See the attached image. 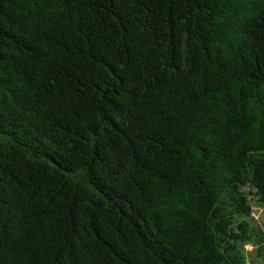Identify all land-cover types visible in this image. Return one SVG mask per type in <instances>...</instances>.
<instances>
[{
	"label": "trees",
	"instance_id": "trees-1",
	"mask_svg": "<svg viewBox=\"0 0 264 264\" xmlns=\"http://www.w3.org/2000/svg\"><path fill=\"white\" fill-rule=\"evenodd\" d=\"M254 207L264 0H0V264H264Z\"/></svg>",
	"mask_w": 264,
	"mask_h": 264
},
{
	"label": "rangeland",
	"instance_id": "rangeland-1",
	"mask_svg": "<svg viewBox=\"0 0 264 264\" xmlns=\"http://www.w3.org/2000/svg\"><path fill=\"white\" fill-rule=\"evenodd\" d=\"M252 224L256 229L264 232V208L254 207ZM246 248L250 254L254 249V247L251 245L247 246Z\"/></svg>",
	"mask_w": 264,
	"mask_h": 264
}]
</instances>
